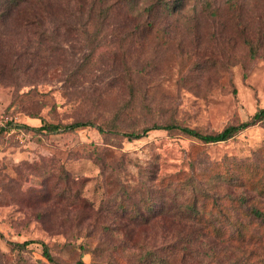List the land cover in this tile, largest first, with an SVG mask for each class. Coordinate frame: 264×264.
Here are the masks:
<instances>
[{
    "label": "rangeland",
    "instance_id": "1",
    "mask_svg": "<svg viewBox=\"0 0 264 264\" xmlns=\"http://www.w3.org/2000/svg\"><path fill=\"white\" fill-rule=\"evenodd\" d=\"M54 2L74 27L64 32L55 16L48 46L14 20L0 24V264H264L263 217L258 225L250 215L252 207L264 213V197L216 175L223 164L264 167V125L214 143L180 130L136 139L98 130L128 100L115 83L125 62L144 104L138 101L122 126L172 120L215 132L248 120L264 107V0ZM101 2L112 6L113 20L120 8L142 22L144 8L156 6L151 31L129 22L125 31L102 30L96 38L103 36L104 45L88 44L80 25ZM115 32L139 35L120 49L110 42ZM81 61L90 74L71 82L68 74ZM43 102L47 122L88 124L38 130L40 120L29 115ZM144 201L155 212L129 222V211ZM192 202L194 211L186 206ZM236 203L240 209L232 208ZM23 241L30 242L12 245ZM43 244L55 262L45 258Z\"/></svg>",
    "mask_w": 264,
    "mask_h": 264
},
{
    "label": "trees",
    "instance_id": "2",
    "mask_svg": "<svg viewBox=\"0 0 264 264\" xmlns=\"http://www.w3.org/2000/svg\"><path fill=\"white\" fill-rule=\"evenodd\" d=\"M57 3L54 2V0H0V24L8 21L10 24L12 20L13 24L16 21L15 25L20 26V28H23L27 30L28 32H32L33 34H36L38 36H41L43 41H46L45 44L48 46L49 44V36H46V32H48V24L53 21L54 17L56 16L62 26H64V32L70 33L71 28L74 26L69 22L67 23L66 20L68 17L64 15L66 12L64 10H67L64 7L56 6ZM167 4H164V7ZM168 8V7H165ZM156 9V6H149L144 8L143 13L141 14L143 19L142 22L139 21L137 16H131L127 14L126 11H122L120 8H118V12L120 14V18L117 20H113L114 15L112 14L110 16V12L112 11V6L107 5L106 7H102L101 2V8L99 7L98 14L96 13V8H88L89 14H91L93 17L91 18L88 16L86 20H84L80 25V30L83 31V34L89 36L90 39H86L88 44H94L96 46H102L105 44V42L102 43L103 36L101 38H96V36L103 35L102 30L109 29L111 31L113 30H123L127 28L129 22L134 24V29L137 28L138 32L144 31H151L152 23L150 19L152 18V13ZM57 11H60L62 16L55 15ZM18 15V17H17ZM16 16V18H14ZM117 18V13L116 16ZM63 20V21H62ZM56 21V20H55ZM78 24V21H77ZM114 28L113 30L111 29ZM140 32V33H141ZM139 35V34H138ZM133 35H119L117 32H115V37L112 38L111 43L115 44V46H120V49L123 46H126L134 41V38L136 39L137 36ZM142 35L141 34L138 37V43L143 45L142 41ZM48 38V39H47ZM104 38L109 42V40L104 36ZM100 40V41H99ZM116 53L113 52L110 59V66L112 69H116ZM249 53L251 55L256 54V49H249ZM89 61V60H88ZM122 71H117L115 75V83H117V86H122V88L128 92V100L126 102H123V104L119 105L117 111L114 112L111 119L108 121L105 119V121L101 122V126H98V130L100 132H103L104 130L113 131L116 134H122L123 136L127 137L128 139H136L140 138L144 135H146L151 130H166V131H173V130H180L186 135H189L195 139H198L199 141L203 143H214L219 141H226L229 138L233 137L235 134L240 132L241 130L255 125V124H261L264 125V107L258 108L251 117L246 121H238L234 123L227 124L225 127H223L219 131L215 132H201L200 130L189 128L187 126H179L176 123H174L172 120L167 121L166 123H157L155 121H150L143 123L142 125L138 126L135 125L134 128H131L130 125H133L135 121L130 123V125L122 126L119 123H124L125 120H131L133 119L131 116L133 114V111L136 110V108L139 106L137 104L138 101H140L142 104V99H136L135 96L137 94V88H139L138 81L135 78V74H133L129 67L127 66V62L124 63L122 67ZM90 74L87 66H84V63L78 62L74 68L71 70V73L68 74L69 78L72 82V77L77 78L78 76H83ZM70 81V80H69ZM38 92L37 90H30L26 93L31 92ZM24 94V93H23ZM22 94V95H23ZM42 94V93H41ZM45 103L43 102L41 106L38 108V110L31 115H29L31 118H38L41 122V125L37 127L38 130L45 131L48 133H55V132H67V131H74L78 127H81L85 124H88L87 122L82 121H74L70 123H52L47 122L41 115L40 110L44 107ZM56 103L52 104L51 108L54 107ZM51 110V109H49ZM106 127V129H105ZM123 128H126L123 129ZM222 169V170H221ZM217 176H221L222 179H226L227 181H231L237 186H245L249 188L250 190L254 191L258 195L264 197V167H260L258 162L254 161H244L240 164H223L220 167V170L216 173ZM66 179V177L62 178ZM68 180L71 181V179ZM70 184L65 185V188L63 189L64 192H68V190L71 188L69 187ZM62 193V191H61ZM75 195H73L74 198H77L82 200L79 197L78 192L74 191ZM66 194V193H65ZM68 195V193H67ZM83 201V200H82ZM239 203L244 204L246 202V198L240 197ZM239 203H236V205H233L232 208H239ZM119 204H122L119 203ZM142 209L139 207L137 210L129 211V217H127L129 220L133 219V221H129L132 223H136L137 221H140V219H148L149 217L145 216V212L148 213V211L151 209V211L154 213V208L152 207L151 202H142ZM186 206H189V209L191 211L196 210L195 202H192V204L187 203ZM251 207V206H250ZM246 207V208H250ZM240 209V208H239ZM250 215L253 219H258L255 222L259 225V218L263 217V223H264V213L262 214L258 208H251ZM241 212V210H239ZM136 221V222H135ZM0 236L2 234L0 233ZM30 241H23L21 243L18 242H12L13 247L22 248L25 247ZM42 253L45 256V258L49 262H55L54 257L51 255L48 247L43 244L42 245ZM153 257L156 255H152ZM161 259V258H159ZM75 264H102V263H86L82 259H78ZM106 264V263H105Z\"/></svg>",
    "mask_w": 264,
    "mask_h": 264
}]
</instances>
